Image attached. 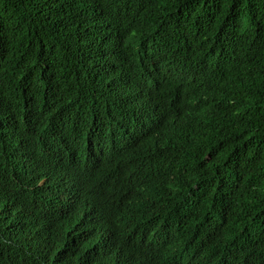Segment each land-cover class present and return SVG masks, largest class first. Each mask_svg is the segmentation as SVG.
Returning <instances> with one entry per match:
<instances>
[{
    "label": "trees",
    "instance_id": "16d2710c",
    "mask_svg": "<svg viewBox=\"0 0 264 264\" xmlns=\"http://www.w3.org/2000/svg\"><path fill=\"white\" fill-rule=\"evenodd\" d=\"M48 158L74 205L30 206ZM147 234L264 264V0H0V264H127L104 246Z\"/></svg>",
    "mask_w": 264,
    "mask_h": 264
},
{
    "label": "clouds",
    "instance_id": "9594fccd",
    "mask_svg": "<svg viewBox=\"0 0 264 264\" xmlns=\"http://www.w3.org/2000/svg\"><path fill=\"white\" fill-rule=\"evenodd\" d=\"M54 163L59 162L54 158H48L29 171L23 172L27 185V188L23 187V190L27 195L29 194L31 207H37L38 200L49 201L48 195L42 194L41 188L45 184H48L53 190H56L58 188L59 192H65V200H70V202H68V205H74L77 198H82L84 196L86 188L83 185L79 184L77 179L70 175L67 171H65L62 166L61 168L63 171L59 179H57V177L52 174H47L43 177H39L42 164L53 165ZM33 169L34 172L32 173ZM57 208L61 210V207ZM56 210L57 209H55L51 213L54 214ZM71 226L75 230L81 229L84 231V233L87 232V226L83 223H79L78 226ZM77 227H79L80 229H77ZM129 246L139 249V252H131L128 249ZM160 246L161 242L154 234H147L138 238L137 240L127 239L126 245H124L120 240L108 242L104 246L103 254L107 260H110L109 258L112 256V254L116 253L120 258L127 259V264H162L157 257V254L160 253Z\"/></svg>",
    "mask_w": 264,
    "mask_h": 264
}]
</instances>
